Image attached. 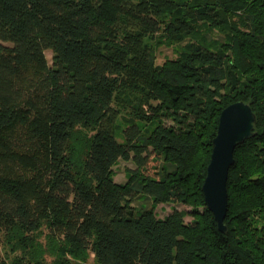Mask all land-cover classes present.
<instances>
[{
  "label": "trees",
  "instance_id": "16d2710c",
  "mask_svg": "<svg viewBox=\"0 0 264 264\" xmlns=\"http://www.w3.org/2000/svg\"><path fill=\"white\" fill-rule=\"evenodd\" d=\"M162 39L177 54L156 64ZM238 100L254 134L221 231L202 184ZM0 248V264H264V0H0Z\"/></svg>",
  "mask_w": 264,
  "mask_h": 264
},
{
  "label": "water",
  "instance_id": "95a60500",
  "mask_svg": "<svg viewBox=\"0 0 264 264\" xmlns=\"http://www.w3.org/2000/svg\"><path fill=\"white\" fill-rule=\"evenodd\" d=\"M254 122L250 104L242 100L228 104L219 115L202 191L206 205L221 231L226 230L223 221L227 213V178L234 162V149L254 134Z\"/></svg>",
  "mask_w": 264,
  "mask_h": 264
},
{
  "label": "rangeland",
  "instance_id": "374dc122",
  "mask_svg": "<svg viewBox=\"0 0 264 264\" xmlns=\"http://www.w3.org/2000/svg\"><path fill=\"white\" fill-rule=\"evenodd\" d=\"M163 40V39H162ZM153 46L155 48V63L162 64L166 59H170L176 56L177 46L173 43H169L168 41L162 42H153ZM45 55L47 57L48 62H51L52 52L51 50L47 49L45 51ZM167 123H170L169 120H166ZM150 165V164H149ZM134 164L131 160H118V162L113 166L114 171V180L117 182H124L126 180L125 168L133 167ZM173 208L183 209L185 205L181 203L171 204V203H159L155 208L156 215L158 217H163L170 213ZM186 221L190 220V216H185L184 218ZM3 255V250L0 248V256ZM87 264H96L93 260L92 255L89 257Z\"/></svg>",
  "mask_w": 264,
  "mask_h": 264
}]
</instances>
